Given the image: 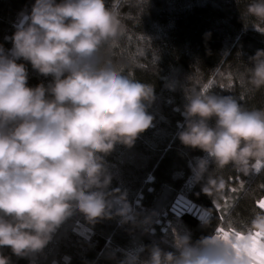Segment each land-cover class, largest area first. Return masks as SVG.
I'll use <instances>...</instances> for the list:
<instances>
[{"label": "clouds", "instance_id": "9594fccd", "mask_svg": "<svg viewBox=\"0 0 264 264\" xmlns=\"http://www.w3.org/2000/svg\"><path fill=\"white\" fill-rule=\"evenodd\" d=\"M137 4L142 13L148 0ZM246 13L264 22V0H250ZM24 16L5 37L11 49L0 44V248L17 257L43 251L77 211L89 221L119 215L123 223H138L126 191L109 190L112 173L105 158L117 144L132 147L152 126L148 107L155 100L153 85L114 59L125 35L115 4L35 0ZM248 59L251 64L235 75L248 90L259 91L264 49ZM25 62L50 76L48 84L30 86ZM189 80L177 137L205 153L191 165L192 178L205 181L201 190L213 198L226 187L219 170L231 166L247 176L255 162L264 161V107H247L211 83ZM116 203L121 206L114 213ZM211 212L202 213L205 224ZM259 235L264 210L248 221L229 219L196 241L177 232L174 251L153 243L145 246L147 258L127 253L119 264H260ZM0 264H11V258L0 253Z\"/></svg>", "mask_w": 264, "mask_h": 264}, {"label": "trees", "instance_id": "16d2710c", "mask_svg": "<svg viewBox=\"0 0 264 264\" xmlns=\"http://www.w3.org/2000/svg\"><path fill=\"white\" fill-rule=\"evenodd\" d=\"M34 2L0 0V44L6 50L12 42L5 37L12 36ZM249 2L148 0L141 13L137 0H107L119 9L125 25L114 59L127 64L137 79L151 83L155 91V100L148 107L154 117L152 126L132 147L117 144L105 158L112 173L109 190L126 191L138 223H123L119 215L89 221L77 211L57 229L43 251L33 256L17 257L10 248H0L11 264H119L127 253L134 252L144 259L148 256L145 246L153 243L174 251L177 232L196 241L229 219L248 221L254 211L264 210L259 207L264 197V161L260 171L254 165L247 176L231 166L219 170L216 174L225 178L226 187L212 198L201 190L205 181L192 178L191 165L205 153L182 145L177 137L184 121V90L191 76L202 84L211 83L219 94L236 96L247 107H264V88L248 90L235 75L244 64H251L248 58L257 49H264V22L247 15ZM25 63L30 86L48 84L50 76L40 75ZM179 193L211 209L210 223L191 213L174 216L170 207ZM120 206L114 204L112 211Z\"/></svg>", "mask_w": 264, "mask_h": 264}, {"label": "built area", "instance_id": "2783aa9c", "mask_svg": "<svg viewBox=\"0 0 264 264\" xmlns=\"http://www.w3.org/2000/svg\"><path fill=\"white\" fill-rule=\"evenodd\" d=\"M170 211L176 217H180L184 213H191L202 220V213L206 212L207 209L195 203L186 194L179 193L172 203Z\"/></svg>", "mask_w": 264, "mask_h": 264}, {"label": "snow or ice", "instance_id": "6c2138e0", "mask_svg": "<svg viewBox=\"0 0 264 264\" xmlns=\"http://www.w3.org/2000/svg\"><path fill=\"white\" fill-rule=\"evenodd\" d=\"M255 167H256V170H257V171H260V169H261V162H260V161H257V164L255 165ZM241 187H242V185H241ZM233 191H236V190L233 189ZM259 207H260V208H264V200H262V201L259 202ZM220 230H222V229H220ZM257 239H259V240H264V235H259V236L257 237ZM252 252H253V255L256 254L254 250H252ZM260 264H264V260H261V261H260Z\"/></svg>", "mask_w": 264, "mask_h": 264}, {"label": "rangeland", "instance_id": "374dc122", "mask_svg": "<svg viewBox=\"0 0 264 264\" xmlns=\"http://www.w3.org/2000/svg\"><path fill=\"white\" fill-rule=\"evenodd\" d=\"M24 19H25V16L23 15L21 21L24 20ZM21 21H20V22H21ZM260 162H261V161H260ZM256 164H257V162H255L254 165H256ZM255 168H256V167H255Z\"/></svg>", "mask_w": 264, "mask_h": 264}, {"label": "crops", "instance_id": "0c3cea01", "mask_svg": "<svg viewBox=\"0 0 264 264\" xmlns=\"http://www.w3.org/2000/svg\"><path fill=\"white\" fill-rule=\"evenodd\" d=\"M262 200H264V197L262 198ZM262 200H261V201H262Z\"/></svg>", "mask_w": 264, "mask_h": 264}]
</instances>
